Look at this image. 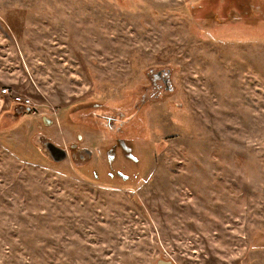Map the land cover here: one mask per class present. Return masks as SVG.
<instances>
[{"label": "rangeland", "instance_id": "1", "mask_svg": "<svg viewBox=\"0 0 264 264\" xmlns=\"http://www.w3.org/2000/svg\"><path fill=\"white\" fill-rule=\"evenodd\" d=\"M3 87L0 264H264V0H0Z\"/></svg>", "mask_w": 264, "mask_h": 264}, {"label": "flooded vegetation", "instance_id": "2", "mask_svg": "<svg viewBox=\"0 0 264 264\" xmlns=\"http://www.w3.org/2000/svg\"><path fill=\"white\" fill-rule=\"evenodd\" d=\"M157 73L158 74L155 75V82H158L160 80L163 83L165 89L167 91L170 90L171 89L170 84H169L170 83V79H169L170 72L158 71ZM47 120L52 121V119H47V118L44 121H47ZM67 152H68V155L74 160L76 159V157H79L81 160H83L85 155L87 159H89V154L87 150H83L79 146L70 145V148L67 150Z\"/></svg>", "mask_w": 264, "mask_h": 264}, {"label": "water", "instance_id": "3", "mask_svg": "<svg viewBox=\"0 0 264 264\" xmlns=\"http://www.w3.org/2000/svg\"><path fill=\"white\" fill-rule=\"evenodd\" d=\"M46 124H49V122H46ZM45 147L48 149L50 158L52 161H54L57 164H60L68 157V152L66 149L56 147L53 143L47 142ZM89 154V158L92 155V152L87 151ZM156 264H172L171 261L167 260H159Z\"/></svg>", "mask_w": 264, "mask_h": 264}, {"label": "built area", "instance_id": "4", "mask_svg": "<svg viewBox=\"0 0 264 264\" xmlns=\"http://www.w3.org/2000/svg\"><path fill=\"white\" fill-rule=\"evenodd\" d=\"M0 92L2 94H10L11 91H9L8 88H0ZM12 101L15 105H21L22 107L26 108V109H35L36 105L35 103L32 101V99L26 95H22L19 93H16L12 96Z\"/></svg>", "mask_w": 264, "mask_h": 264}, {"label": "crops", "instance_id": "5", "mask_svg": "<svg viewBox=\"0 0 264 264\" xmlns=\"http://www.w3.org/2000/svg\"><path fill=\"white\" fill-rule=\"evenodd\" d=\"M49 123H51V121H49Z\"/></svg>", "mask_w": 264, "mask_h": 264}, {"label": "bare ground", "instance_id": "6", "mask_svg": "<svg viewBox=\"0 0 264 264\" xmlns=\"http://www.w3.org/2000/svg\"><path fill=\"white\" fill-rule=\"evenodd\" d=\"M21 109V108H20ZM24 109V108H23ZM25 110V109H24Z\"/></svg>", "mask_w": 264, "mask_h": 264}]
</instances>
